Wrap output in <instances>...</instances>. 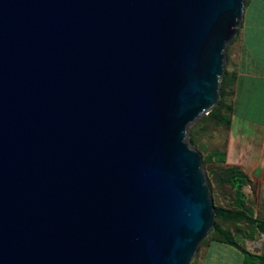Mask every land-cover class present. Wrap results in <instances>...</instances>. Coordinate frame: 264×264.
<instances>
[{"label":"water","instance_id":"water-1","mask_svg":"<svg viewBox=\"0 0 264 264\" xmlns=\"http://www.w3.org/2000/svg\"><path fill=\"white\" fill-rule=\"evenodd\" d=\"M246 2L0 0V264H191Z\"/></svg>","mask_w":264,"mask_h":264},{"label":"crops","instance_id":"crops-1","mask_svg":"<svg viewBox=\"0 0 264 264\" xmlns=\"http://www.w3.org/2000/svg\"><path fill=\"white\" fill-rule=\"evenodd\" d=\"M228 104L232 108L226 163L251 179L252 218L264 221V0H247L237 38L229 48ZM237 239L252 256L219 241L207 242L196 264H263L264 233Z\"/></svg>","mask_w":264,"mask_h":264},{"label":"trees","instance_id":"trees-1","mask_svg":"<svg viewBox=\"0 0 264 264\" xmlns=\"http://www.w3.org/2000/svg\"><path fill=\"white\" fill-rule=\"evenodd\" d=\"M237 38V37H236ZM235 38V39H236ZM234 42V41H233ZM230 44V46L233 44ZM226 51L227 65L225 74L221 84V100L212 112L206 115L198 122L197 128L192 131L190 141L194 147L203 155L204 166H211L213 170V180L219 187H228L231 192V201L227 206L215 205L216 220L215 227L209 234V241L205 239L200 245L199 251L195 255L191 264L198 257L201 247L210 241H219L235 246L241 250L245 256L252 255L246 251L245 247L237 239V236L243 238H252L255 231L264 233V221L259 218H252L250 213L249 200L244 192V188L252 184L251 179L240 168L230 166L226 163V148L223 146L214 147L206 155H204L205 147L203 144L196 142L197 135L201 132H206L208 128L215 125L219 128H225L228 135V127L230 124L229 117L232 113V108L228 104V63H229V48ZM208 184L212 194V180L207 177ZM264 258H260L263 261ZM264 264V261H263Z\"/></svg>","mask_w":264,"mask_h":264},{"label":"rangeland","instance_id":"rangeland-1","mask_svg":"<svg viewBox=\"0 0 264 264\" xmlns=\"http://www.w3.org/2000/svg\"><path fill=\"white\" fill-rule=\"evenodd\" d=\"M205 117V116H204ZM204 117L200 118L195 124H193L190 128V135L193 130L197 128L198 122L202 120ZM196 142L199 144H203L205 147L204 155H206L211 149L214 147H220L223 146L226 148V142H227V131L225 128H219L215 125H212L206 132H201L200 135H197ZM203 156V155H202ZM215 169L211 166H204V171L206 174V177H209L212 180V199L214 206L215 205H222L227 206L229 202L231 201V192L228 187H219L218 184L213 180V170ZM253 190V185L250 184L244 188V192L246 195L250 196L251 192ZM209 241V236L206 238ZM205 245V244H204ZM204 245L201 247L200 251L203 249ZM200 254V252H199ZM198 254V256H199ZM197 259L192 264H196Z\"/></svg>","mask_w":264,"mask_h":264}]
</instances>
